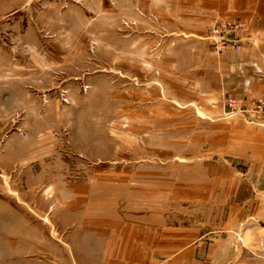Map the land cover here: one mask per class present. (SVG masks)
I'll list each match as a JSON object with an SVG mask.
<instances>
[{"label": "rangeland", "instance_id": "rangeland-1", "mask_svg": "<svg viewBox=\"0 0 264 264\" xmlns=\"http://www.w3.org/2000/svg\"><path fill=\"white\" fill-rule=\"evenodd\" d=\"M171 4L0 0V104L17 103L0 106V264H142L133 248L156 220L169 264V229L201 217L179 198L200 153L184 130L194 119L170 102L188 73L157 63L171 54ZM161 113L169 134L144 122ZM41 144L45 160L25 168Z\"/></svg>", "mask_w": 264, "mask_h": 264}, {"label": "crops", "instance_id": "crops-1", "mask_svg": "<svg viewBox=\"0 0 264 264\" xmlns=\"http://www.w3.org/2000/svg\"><path fill=\"white\" fill-rule=\"evenodd\" d=\"M172 1L170 7L176 15L172 12L169 17L170 45L162 46L171 47V54H163L157 63L159 72L188 73L186 82L174 83L170 102L182 105L178 117L191 115L194 119L184 122V130L188 127L190 132L193 128L194 151L200 153L196 160H190V166L186 161L179 198L196 203L189 211L201 217L189 227L169 229V246H165L170 249L168 263L262 264L264 118L252 123L240 114L228 116L224 103L230 96L245 102L264 97V0ZM228 21L245 24L236 35L243 46L241 51L220 49L217 38L210 37L216 24ZM160 85L168 89V84ZM4 97L7 102L0 106L14 110L15 94ZM163 115L146 114L144 122L153 130L152 121H159L162 135L169 134ZM28 119L23 118L20 124ZM5 121L9 124V117ZM46 150L48 153L51 147L30 145L26 149L30 156L20 163L25 168L42 163ZM90 213L96 210L92 208ZM212 215L214 225L210 222ZM147 231V243L143 236L138 239L141 244L133 249L144 256L142 264H162L158 220ZM147 250L152 251L149 260Z\"/></svg>", "mask_w": 264, "mask_h": 264}, {"label": "built area", "instance_id": "built-area-1", "mask_svg": "<svg viewBox=\"0 0 264 264\" xmlns=\"http://www.w3.org/2000/svg\"><path fill=\"white\" fill-rule=\"evenodd\" d=\"M245 24L242 22H220L215 25L210 33V37L217 38L220 49L232 48L236 51H241L243 46L241 41L236 36L244 30ZM224 108L227 110L228 116L230 115H243L246 116L250 122L259 123L264 118V97L259 100L245 102L242 99L230 96L226 98Z\"/></svg>", "mask_w": 264, "mask_h": 264}]
</instances>
